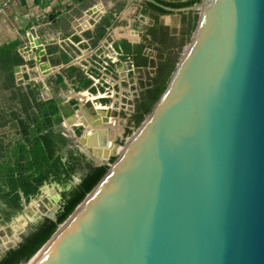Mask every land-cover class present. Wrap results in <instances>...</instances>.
I'll return each mask as SVG.
<instances>
[{"label": "water", "instance_id": "95a60500", "mask_svg": "<svg viewBox=\"0 0 264 264\" xmlns=\"http://www.w3.org/2000/svg\"><path fill=\"white\" fill-rule=\"evenodd\" d=\"M134 1L196 13L194 29L150 111L26 264H264V0ZM26 36L42 61L33 26Z\"/></svg>", "mask_w": 264, "mask_h": 264}, {"label": "rangeland", "instance_id": "374dc122", "mask_svg": "<svg viewBox=\"0 0 264 264\" xmlns=\"http://www.w3.org/2000/svg\"><path fill=\"white\" fill-rule=\"evenodd\" d=\"M45 1H51L54 4L53 8L57 9L71 8V1L74 0ZM126 2L127 0H87V5L90 7L99 5L91 15L82 12L76 14L70 9L64 15L56 17V12L51 9L37 21L38 28H34L40 44L61 40L63 50L58 55L59 60L69 61L74 57L79 58L75 60L76 63L64 68H59L54 55H47L45 52L41 56L42 61L35 60L38 50L29 47L25 25L20 19L17 21L18 25L8 23V30L0 32V41L16 37L17 51L23 59V63L10 66L12 75L6 71L0 72V159L7 157V146L23 136L20 132L21 125L31 124L29 117L36 112L34 103L51 100L59 112V120H53L47 130L52 150L63 161L69 160V163L76 165L66 179L45 181L27 201L21 200L18 208L10 210L0 198V253L20 241L21 237L43 217L54 218L61 205L62 193L76 185L86 172V166L109 165L137 128L127 123V117L132 110V100L138 92V81L144 77L143 71L130 74L124 66V71H120L119 76H114L113 84L101 83L100 86L96 83V89L93 87L94 91L75 88V83L78 81L75 80V75L78 72L90 71L84 60L90 57L92 59L93 53L101 49L100 52L104 54L106 47L103 43V46L100 44L102 48L96 50L93 49L91 39L87 41L89 47L76 43V39L78 35H87L88 32L93 34L102 16H109L111 13L110 17L113 16L116 22L106 30L111 38L139 40L138 36L148 23V17L140 14V1L130 2L125 7ZM19 10H23V7L20 6ZM10 11L5 14L6 21L10 20L8 17L12 15ZM159 19L172 35L176 38L181 36L184 26L180 14H163ZM33 22L35 25V21ZM19 25L21 28H17ZM187 42L182 45L177 61ZM49 46L50 52L56 48L53 47L54 45ZM150 54L153 57L154 51L151 49ZM26 74L30 78L28 86H26ZM43 74H45L43 81L47 91L41 89L39 78ZM61 76L66 78V83H70L69 87L72 91H66L67 85ZM78 115L83 116L84 121L78 123L75 119ZM68 119L71 121L66 123ZM89 126L96 131L91 133L92 129ZM90 133L94 135L92 142L89 141ZM75 140L80 144H76ZM96 143L101 144L99 148L102 147V151L107 154L106 159L100 162H96L89 155L96 150L93 146ZM81 144H85L89 152L83 150ZM33 211L38 215L37 217L31 215Z\"/></svg>", "mask_w": 264, "mask_h": 264}, {"label": "trees", "instance_id": "16d2710c", "mask_svg": "<svg viewBox=\"0 0 264 264\" xmlns=\"http://www.w3.org/2000/svg\"><path fill=\"white\" fill-rule=\"evenodd\" d=\"M157 1L168 6L180 7L191 5L199 0ZM140 2L139 12L142 16L148 17L149 21L140 33L139 42L132 44L124 38H118L112 42L117 62L124 61L133 67L141 68L148 64L154 66L150 74L145 73L144 78L138 81V92L132 100V110L127 117V123L133 127L139 125L164 89L177 62L179 51L184 42L189 40L194 29L197 16L196 13L194 15L190 12L178 13L182 17L184 30L181 36L176 38L159 19L163 14L172 13L147 1ZM110 14L102 16L99 26L92 34L94 46L104 36L106 30L116 24ZM87 35L90 36L89 33ZM17 44L16 38L0 44V72L6 71L11 74L10 66L23 63L17 51ZM150 49L154 51L153 59H149ZM92 59L99 61V58L94 56ZM89 70L98 75L95 68L90 67ZM108 71H113V63L109 60ZM75 77V80H78L75 83L76 89L85 88L94 91V88L90 86L91 80L84 74L78 72ZM34 105L36 112L29 117L31 124L21 125L20 132L23 136L7 146V157L0 159V198L10 210L18 208L21 200L27 201L45 181L66 179L76 167L72 162L69 163V160L63 161L60 156L54 154L47 135L53 120H59L56 105L51 100L36 101ZM86 167V172L76 185L62 193L61 205L54 218L43 217L14 246L2 251L0 264L26 262L97 183L108 165H87Z\"/></svg>", "mask_w": 264, "mask_h": 264}, {"label": "crops", "instance_id": "0c3cea01", "mask_svg": "<svg viewBox=\"0 0 264 264\" xmlns=\"http://www.w3.org/2000/svg\"><path fill=\"white\" fill-rule=\"evenodd\" d=\"M20 6L23 7V10H19ZM70 6H72V7L71 8L62 7V8H57L56 9V8H53L54 4L51 3V1H45V0H18L17 6H16L17 8L15 10H11L10 11V13H12L11 17H8L10 20L6 21L5 15H4V17H3L4 21L0 22V32L8 30V28H9L8 23H12L14 25H18L19 23L17 24V21L20 19L21 22H24L25 30H26L25 33L27 34L29 27L33 26L35 28L36 27L38 28L39 24H37L38 23L37 21H39V19H42V17L44 16L45 13L46 14L49 13L51 11V9H53V11L56 12L55 16L58 17V16L64 15L66 12L70 11V9L71 10L73 9V12L76 13V14L80 13V12L85 14V11L90 8V5H87V0H74V1H71V5ZM87 18H88V16H87ZM92 20H94V19H92ZM33 21H35V25H34ZM17 28H21V26L19 25ZM130 31H132V30H130ZM88 33H89L90 36L83 35L84 36L83 37L82 35H78V38L76 39V43L84 44V45L89 47V45L87 44V41H89V39L92 38V33L91 32H88ZM138 37H139V40H140V35ZM14 38H16V37H12V38H8V39H6V38L2 39L0 41V44L2 42H5V41L10 40V39H14ZM102 39L103 38H101V39H99L97 41V43H96V45L94 46L93 49L98 50V48L100 47ZM126 40L128 42L132 43V44L139 42V40H137V41H132V40H128V39H126ZM60 41L61 40H56L55 42H45V43H43V48H44L45 54L54 55V57L57 60L59 68H62V67L64 68V67H66L68 65H72V64L76 63L77 61H75V60L79 59V58H77V57L75 58L74 57V58H72L69 61L67 60L68 62L59 60L58 55L60 54L61 50H63V46H62V43ZM49 45H54L53 47H56L53 50V52H50L48 50V48L50 47ZM93 55H94V53H93ZM94 57H96V56L94 55ZM73 59H74V62H73ZM124 66L126 67V70L130 74L139 73V72L143 71L144 76H145V73H148V74L150 73V68L149 67L151 65L148 64L146 67L141 68V67H133L130 64L124 62ZM81 70H82V67H81ZM80 73H82V72H80ZM82 74H84V73H82ZM44 75L45 74H43V76L41 78H39V80H41V89H43L44 91H47V87L45 86V82L43 81L44 80ZM61 77L63 78V82L65 83V85H67V90L66 91H72V88L69 87L70 83H68V82L66 83L65 82L66 78H64L63 76H61ZM143 78H141V79H143ZM29 81H30V78L26 74V86H28L30 84ZM74 82H76V81L74 80Z\"/></svg>", "mask_w": 264, "mask_h": 264}, {"label": "built area", "instance_id": "2783aa9c", "mask_svg": "<svg viewBox=\"0 0 264 264\" xmlns=\"http://www.w3.org/2000/svg\"><path fill=\"white\" fill-rule=\"evenodd\" d=\"M18 0H0V22L4 21V15L7 11L15 10L17 7ZM101 46H103V43L105 44V53H101L99 50L97 53H94V55L99 58V61L96 62L93 59H85L84 62L88 67H93L97 71L98 75L93 74L91 71H86L84 75L88 77L91 80V87H94L96 89V83H98L101 86V83H109L113 84L114 82V76H119L120 71H124V62L120 61L117 62L116 60V52L114 51L112 47V42L115 40L111 38L106 32L104 36L102 37ZM99 48H102V47ZM98 48V49H99ZM149 59H153V57L149 56ZM108 60L113 63V71H108ZM150 72L154 69V66H150ZM150 74V73H149ZM101 82V83H100ZM86 89L85 91H87Z\"/></svg>", "mask_w": 264, "mask_h": 264}, {"label": "bare ground", "instance_id": "6f19581e", "mask_svg": "<svg viewBox=\"0 0 264 264\" xmlns=\"http://www.w3.org/2000/svg\"><path fill=\"white\" fill-rule=\"evenodd\" d=\"M97 6H99L98 4L96 5V8H97ZM75 119L77 120V122L79 123V122H82V120L84 121V118H83V116H81V115H78V116H76L75 117ZM71 121V119L69 120H67V122L66 123H68V122H70ZM91 127V128H90ZM89 128L90 129H92L91 131V133H93V132H95L96 130L94 129L93 130V127L92 126H89ZM100 129V128H99ZM90 133V134H91ZM103 133V132H102ZM93 137H94V135L93 134H91L90 135V142H92V140H93ZM92 139V140H91ZM76 141V144H80V143H77V140H75ZM101 142H103V140H100ZM82 145V147H83V150H85L86 152H89L88 151V147L85 145V144H81ZM99 145H101V144H99V143H96V144H93V146L95 147V149L96 150H94L93 151V153H91L90 152V156L96 161V162H100L102 159H104L106 156H107V154H105L103 151H102V147H100L99 148ZM102 151V152H101ZM106 159V158H105ZM31 215H33L34 217H37L38 215L37 214H35L34 213V211L32 212V214ZM10 241V240H9ZM8 241V242H9Z\"/></svg>", "mask_w": 264, "mask_h": 264}]
</instances>
